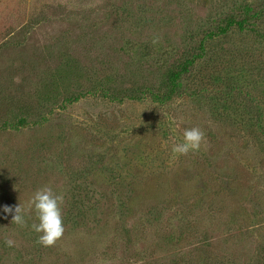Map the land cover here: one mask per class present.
<instances>
[{"label":"rangeland","instance_id":"obj_1","mask_svg":"<svg viewBox=\"0 0 264 264\" xmlns=\"http://www.w3.org/2000/svg\"><path fill=\"white\" fill-rule=\"evenodd\" d=\"M191 127L200 149L173 153ZM19 203L0 264H264V0H0V207Z\"/></svg>","mask_w":264,"mask_h":264},{"label":"clouds","instance_id":"obj_2","mask_svg":"<svg viewBox=\"0 0 264 264\" xmlns=\"http://www.w3.org/2000/svg\"><path fill=\"white\" fill-rule=\"evenodd\" d=\"M156 39L153 43H156ZM204 139V132L199 127L185 129L183 141L172 147V152L179 155H187L189 152H196L200 149ZM63 195L57 194L52 188L44 186L37 189L30 201V208L34 210L38 223H32L31 228L39 233L38 243L48 247L55 244L64 233V224L62 217ZM0 213L10 214L11 223L21 227L26 224L28 210L22 208L21 204L15 206L3 205L0 207ZM5 218V217H0ZM8 247L14 246L12 239L4 241Z\"/></svg>","mask_w":264,"mask_h":264}]
</instances>
